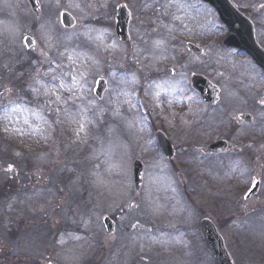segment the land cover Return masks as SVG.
Masks as SVG:
<instances>
[{
	"label": "rangeland",
	"instance_id": "rangeland-1",
	"mask_svg": "<svg viewBox=\"0 0 264 264\" xmlns=\"http://www.w3.org/2000/svg\"><path fill=\"white\" fill-rule=\"evenodd\" d=\"M232 1L254 23L257 41L264 47V0ZM108 2L42 0L37 17L24 0H0V264H103L98 260L110 253L115 257L107 264H215L202 240V219L217 226L235 264H264V110L248 102L257 83L263 92L258 87L254 98L264 107L262 73L241 54L224 52L221 41L227 29L198 0H111L114 17L117 5L130 9L135 42L143 40L137 28L152 25L149 17L158 15L161 39L176 41L179 52L189 56L184 36L191 34L204 50L203 58L191 57L195 62L223 59L217 64L221 79L213 80L221 89L216 109L222 110L204 108L184 85L180 87L179 79L166 81L169 75L163 73L166 82L150 90L148 98L154 102L151 96L165 94L166 111L157 118L147 115V91L155 82L122 75L126 67L134 72L141 68L132 64L141 57L116 40ZM176 9L178 15L171 18ZM64 11L77 20L71 31L60 25ZM189 18L193 24L186 26ZM175 25L176 37L169 30L165 34ZM26 36L36 42L27 51ZM158 48V58L177 57L170 42ZM151 52L154 57L156 50ZM19 54L28 61L23 73ZM224 56L230 60L227 66ZM163 62L155 65L175 67ZM104 73L110 91L116 87L107 112L105 101L102 106L92 102L94 83ZM229 75L245 79L232 83ZM177 91L179 107L191 112L181 117V132L175 129ZM68 106L76 109L75 115L67 112ZM243 114L253 117L255 131L241 125ZM202 119L210 124L204 134L194 130ZM159 124L170 138H177L171 141L178 151L170 164L154 138L152 127ZM218 127L223 131L214 132ZM241 135L251 140L242 143ZM219 139L232 148L223 155L203 154L202 149ZM249 147L251 155L249 150L241 153L240 148ZM135 161L146 167L145 186L139 191L132 175ZM254 181H260V191L246 201ZM106 216L116 224L113 236L105 234ZM26 224L31 238L24 234L13 239L12 232ZM36 229L52 231L49 248L43 244L45 235L40 233L39 240L34 234Z\"/></svg>",
	"mask_w": 264,
	"mask_h": 264
},
{
	"label": "water",
	"instance_id": "water-1",
	"mask_svg": "<svg viewBox=\"0 0 264 264\" xmlns=\"http://www.w3.org/2000/svg\"><path fill=\"white\" fill-rule=\"evenodd\" d=\"M206 3L212 5L220 15L221 20L229 28V35L225 42L227 47H236L239 50L245 51L248 53L254 61L262 67L264 70V50L256 43L255 39V30L253 24L243 16L237 8L230 2V0H202ZM35 13L40 12V7L37 0H29ZM130 20V12L126 9L125 6H121L118 9L117 15V34L120 40L126 42L128 40V26ZM61 22L65 28H72L75 25V20L67 13L61 15ZM240 25V29H236V25ZM29 40L31 43H29ZM25 46L30 49L34 41L30 38H26ZM193 48V47H192ZM191 48V49H192ZM203 87L208 88L207 84L199 85V90L204 94L206 90ZM212 90V89H211ZM105 91V82L99 81L97 83V88L95 94L98 97H102ZM215 91L211 93L212 100L214 97ZM160 145L164 154L170 159L173 157V152L170 145L167 142L160 141ZM223 150L221 144L216 145L215 147L207 150V152H219ZM142 173L143 166L141 163L136 162L134 165V178L137 190H139L142 184ZM258 192V184H256L251 190L246 198H249L252 194ZM107 234L114 233V223L109 218L103 220ZM203 234L205 236V241L207 243L208 249L212 252L213 257L215 258L216 264H233L229 254L227 253L224 242L222 238L217 233L216 228L213 224L205 220L202 224Z\"/></svg>",
	"mask_w": 264,
	"mask_h": 264
},
{
	"label": "flooded vegetation",
	"instance_id": "flooded-vegetation-1",
	"mask_svg": "<svg viewBox=\"0 0 264 264\" xmlns=\"http://www.w3.org/2000/svg\"><path fill=\"white\" fill-rule=\"evenodd\" d=\"M110 17L112 19V23L114 20V16L113 13L110 10ZM149 21L152 23V25L149 24H144L142 27L141 25L139 26V28H137V31H139V33L141 34V36L143 37V40L139 41V42H135V39L133 37V35H130V41L124 45L125 50L126 51H131L136 49L139 54L141 59L139 60H143V64H144V72L139 73V76L141 78V80L144 83H148L151 81H159V86L162 84L161 81V77L163 73H167V72H171L172 78H176L179 79L180 82V87H183V85L186 87V89L192 93L195 97L197 102H199L201 104L202 99L200 97V95L195 91L194 86H193V82L197 77H200L202 79H207V80H216L215 78H218L221 74L217 64L220 61H216L214 64H210L207 60H202V63L200 62H195L194 59H192L191 57H195L196 58H200L204 56V50L202 48V52L201 54H197V53H193L190 51H187L189 56H187V54L185 53H181L178 51V56L175 58H171L169 60V64H173L175 67H171L170 68H166L164 70V72H162L161 69H157L155 63L158 60V55H159V46L161 45V27L159 26L158 22H159V18L158 15H152L149 17ZM191 23L190 20L186 21V24ZM113 27V25H112ZM175 33V32H173ZM130 34V33H129ZM177 34V33H175ZM191 37L188 34L184 36V38L186 39H190L191 41H193ZM146 38V39H144ZM176 43V41H174V44ZM185 46L187 47V45L189 44V41L186 40L185 42ZM197 46L201 47L200 44H198L197 42H194ZM153 45H156L155 47H152ZM176 46V44H175ZM152 50H156V55L153 56L152 54ZM195 54V55H194ZM132 60H136V59H132ZM127 63L129 62L128 60H126ZM212 66V67H211ZM130 70V66L126 67L124 69V72L126 71L127 73ZM154 71L152 73H150L149 71ZM108 76V74H107ZM109 78V76H108ZM220 79V78H218ZM109 88H110V82H109ZM107 94V92H106ZM173 104L177 105L175 110H178V114H179V119L176 120L175 122V129L179 132L182 131V126H181V122L180 119L181 117L187 116L188 114H190L191 112H186L185 110L187 109L186 106H180V102L178 99H181V94L179 91H177V93H173ZM104 99V98H103ZM102 99V100H103ZM108 102V104H107ZM111 102V98L110 96L107 97L106 95V104L107 106L110 104ZM164 106L161 108L160 113L162 114L164 111H166V106L168 105V101H167V96H164ZM109 107V106H108ZM204 120L202 119L200 121H198L197 123L194 124V130H196L197 132H200L201 130H203L204 128ZM167 129V128H165ZM157 131V130H156ZM190 139V138H188ZM174 141L177 140V138L173 139ZM178 140L181 141L182 138L178 137ZM187 140V139H186Z\"/></svg>",
	"mask_w": 264,
	"mask_h": 264
},
{
	"label": "snow or ice",
	"instance_id": "snow-or-ice-1",
	"mask_svg": "<svg viewBox=\"0 0 264 264\" xmlns=\"http://www.w3.org/2000/svg\"><path fill=\"white\" fill-rule=\"evenodd\" d=\"M29 43H31V41L29 40ZM73 79L75 80V77H73ZM71 89H69V91H70ZM58 99H59V97H58Z\"/></svg>",
	"mask_w": 264,
	"mask_h": 264
}]
</instances>
